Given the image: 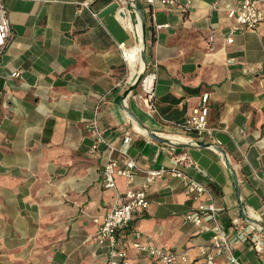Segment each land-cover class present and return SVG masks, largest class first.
Here are the masks:
<instances>
[{
    "label": "crops",
    "instance_id": "0c3cea01",
    "mask_svg": "<svg viewBox=\"0 0 264 264\" xmlns=\"http://www.w3.org/2000/svg\"><path fill=\"white\" fill-rule=\"evenodd\" d=\"M238 3L135 0L146 60L157 62V113H149L133 97L122 102L127 70L118 43L133 38L117 17L118 0H5L11 36L0 58V264H104L109 247L96 237L103 216L140 186L146 170L169 168L181 153L190 163L179 168L206 187L223 228L232 236L262 234L241 210L264 224V19L255 28L238 25L227 16ZM204 92L211 132L196 136L180 124ZM93 117L115 150L94 147L85 128ZM136 126L185 145L154 140ZM120 149L138 172L130 181L115 174L106 188L102 168L109 158L123 166ZM147 197L148 207L117 233L131 264L154 263L133 247L136 240L165 251L189 248L184 264H206L199 246L210 232L184 221L197 202L182 180L165 172ZM233 248L241 264H264L250 239ZM211 253L213 264H234Z\"/></svg>",
    "mask_w": 264,
    "mask_h": 264
},
{
    "label": "built area",
    "instance_id": "2783aa9c",
    "mask_svg": "<svg viewBox=\"0 0 264 264\" xmlns=\"http://www.w3.org/2000/svg\"><path fill=\"white\" fill-rule=\"evenodd\" d=\"M119 8L117 17L119 21L127 27L132 35L133 43L126 45L124 42L118 43L122 58L126 65V75L122 80L121 87L128 90L138 79L137 89L128 92L123 97L122 102L126 104L127 98H135L149 113H157L154 104L155 83L157 78V62L146 60V64L141 56L143 46V30L142 21L135 8V0H118ZM154 0H146L152 3ZM164 4H175L190 0H160ZM264 0H239L238 5L228 9L227 16L235 20L238 25L247 28H255L264 19V13L261 10V4ZM87 6L86 2L82 3ZM216 5V3H215ZM131 10L135 13V19L131 17ZM168 26V24H164ZM163 26V24H155V27ZM140 27V32H139ZM234 29H237L235 27ZM11 36L9 18L5 6V0H0V58L4 53L9 38ZM209 40H214V35L210 34ZM227 43L233 41V37L227 38ZM138 46L136 53V62L134 68L131 67L130 57L131 48ZM12 76L18 75V72H12ZM208 92H204L200 96V102L192 113L184 119L180 124L181 128L187 133L201 136L203 133H210L208 127ZM86 131L94 139V147L98 144H106L110 151L115 150L110 143L105 140L104 131L100 128L96 117L91 118L85 124ZM214 149V148H213ZM124 155L123 166L119 164V159L109 158L102 168V182L106 188L115 186V174L125 176L129 181L134 178L138 172L136 161L128 154L126 149H120ZM189 159L185 153L173 156L172 165L167 167L150 168L146 170L145 177L140 186L135 190H129L120 196V201L112 206V208L103 216L99 223L96 237L99 242L108 244V256L104 264H131L126 256V252L118 246L117 233L122 227L129 224L132 214L136 209H146L149 204L147 197L148 186L165 172H170L173 176L182 180L185 189L191 195V198L197 202L196 207L183 215L185 222L196 225L201 232H210V241L208 244L199 246L200 253L204 256L206 264H213L214 251L217 254H226L228 260L234 264H241L234 255V244L237 242H245L251 240L252 248L257 252H264V238L262 234L257 237H248L246 232H236L233 236L228 233L219 223L217 215L220 210L210 197L206 196V187L187 174L179 164L189 165ZM97 220V219H95ZM239 220H235L234 224L238 225ZM253 229V227H252ZM135 236H139V232H135ZM133 247L140 253H145L154 258L153 264H184L188 260L189 248L179 250L165 251L156 246L152 242L141 243L133 242Z\"/></svg>",
    "mask_w": 264,
    "mask_h": 264
},
{
    "label": "water",
    "instance_id": "95a60500",
    "mask_svg": "<svg viewBox=\"0 0 264 264\" xmlns=\"http://www.w3.org/2000/svg\"><path fill=\"white\" fill-rule=\"evenodd\" d=\"M142 19V30H143V46H142V49H141V56H142V59L144 61V64H146V57H145V22H144V19L141 17ZM137 84H138V79L136 80V82L130 86V88L128 90H126L125 94L123 97H125L128 92L134 90L136 87H137ZM146 133L148 134V136H150L151 138H153L154 140H158V141H161V142H165V143H168L172 146H178V145H185V144H180L176 141H172V140H169V139H165V138H161L159 136H157L156 134L152 133V132H147L146 130ZM195 145H199V146H203V145H207L211 148H214L216 150H218L219 152L220 149L218 148V146L216 144H213V143H209V144H204L203 142H195L194 143ZM241 213H242V216L245 220H247L249 223H251L256 229H258L262 234H264V224H260L259 222H257L255 219L249 217V216H246L245 213L241 210Z\"/></svg>",
    "mask_w": 264,
    "mask_h": 264
},
{
    "label": "bare ground",
    "instance_id": "6f19581e",
    "mask_svg": "<svg viewBox=\"0 0 264 264\" xmlns=\"http://www.w3.org/2000/svg\"><path fill=\"white\" fill-rule=\"evenodd\" d=\"M138 52V46H134V47H132L131 48V57H130V62H131V67L132 68H134V65H135V62H136V53ZM135 122V121H134ZM135 124V123H134ZM136 128L139 130V131H141L142 133H146V130L144 129V128H141V127H139V126H136ZM161 135V134H160ZM166 137H168V138H171V139H174L175 138V136H173V135H165ZM176 138H180V137H178V135H177V137Z\"/></svg>",
    "mask_w": 264,
    "mask_h": 264
}]
</instances>
